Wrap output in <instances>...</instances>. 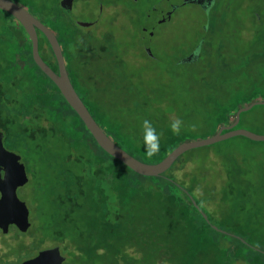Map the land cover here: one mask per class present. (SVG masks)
<instances>
[{"label":"trees","instance_id":"obj_1","mask_svg":"<svg viewBox=\"0 0 264 264\" xmlns=\"http://www.w3.org/2000/svg\"><path fill=\"white\" fill-rule=\"evenodd\" d=\"M59 1L35 0L30 7L20 6L56 37L72 87L107 137L143 163L160 162L180 143L188 140L189 134L181 132L175 135L168 125L154 126L162 133L160 147L152 156L147 155L142 126L118 121L107 106L104 93L94 85L99 77L102 79L105 70L110 69L107 65L114 63L118 53L115 45L104 44L88 32L76 31V24L60 8ZM36 32L41 59L56 72V62L47 40L38 30ZM92 57L98 58L96 63L92 60V64H88L87 60ZM103 57L109 58L108 64L104 65L105 69H99L101 63H98ZM137 92L140 91L134 90L135 94ZM149 93L157 98L156 105L153 108L150 102L145 103L150 104L158 117L161 113H165V118L172 115L173 110H162L169 105V99L161 100V93L156 88L149 89ZM134 98L141 102L140 97ZM223 99L224 96L219 103L215 102L214 108H220ZM234 99L238 101L240 97ZM241 100L222 105V120L209 124L212 135L222 124H232L238 108L254 101H264L259 95L241 96ZM170 104L174 105L176 101L171 100ZM141 105L135 104L130 117L140 116L135 108L140 109ZM257 109L263 113L254 119L263 121L264 106L258 105L242 113L235 128L257 134L260 125L245 123L246 117ZM34 119L45 121L49 129L38 132ZM0 128L7 146L25 153L27 157H38L37 161L44 164L49 207L54 212L51 230L46 234H50L51 243L60 244L67 264H264V252L248 246L247 234L240 236L242 240H239L211 228L203 198L201 194L194 193L197 183L193 182L191 186L180 184L172 170L157 177L137 175L101 150L55 85L34 64L31 43L22 27L2 11ZM238 138L250 141L235 137L211 147ZM37 139L49 140L53 144L46 148L50 157L45 156L44 144L31 147V141ZM53 148L54 154L51 153ZM195 160L192 157L181 163L194 165ZM219 165L213 163L214 167ZM222 171L231 183L244 179L239 164L232 158L226 159ZM235 200L234 214L242 204L240 198ZM252 219L250 215L245 220L250 230Z\"/></svg>","mask_w":264,"mask_h":264},{"label":"rangeland","instance_id":"obj_2","mask_svg":"<svg viewBox=\"0 0 264 264\" xmlns=\"http://www.w3.org/2000/svg\"><path fill=\"white\" fill-rule=\"evenodd\" d=\"M15 1L30 7L35 0ZM98 3H102L101 14ZM168 10V15L161 14ZM147 13L152 16L149 21L145 19ZM68 16L73 22L96 20L89 28L76 25L75 29L96 35L104 44L115 45L118 53L114 63L108 64L107 57L100 58L99 69H105L107 64L110 69L103 71L102 79L99 77L94 85L104 93L107 106L122 124L142 126V121L148 119L153 126L160 127L180 118L181 132L189 134L186 141L199 140L212 136L209 124L222 120V105L241 102V96L259 95L264 99V0H216L210 16L202 12L195 0H74ZM200 44L195 62L176 64ZM97 59L86 60L92 64ZM151 88L158 89L161 100L169 99V105L162 110H173L172 115L165 118V113H161L158 117L150 104L145 103L150 102L153 108L156 105L157 98L149 93ZM134 90L140 92L135 94ZM223 96L221 107L214 108V103H219ZM134 97H140L141 102ZM234 97L240 99L237 101ZM171 100L176 104H170ZM139 103L142 105L135 111L140 116L130 117ZM260 113H263L261 109L255 110L246 117L245 123L256 122L261 127L257 134L264 135V120L254 119ZM33 123L38 132L49 129L45 121L34 119ZM31 142L32 148L44 144L45 156L50 157L46 148L53 144L49 140ZM4 146L20 156L24 166L28 182L17 189L16 196L29 210L31 227L23 235L15 229L6 235L0 233V264H17L52 246L59 247L65 256L60 244L51 243L50 234H46L51 230L54 212L49 207L43 162L37 161L38 157H27L6 143ZM51 153L54 154V148ZM192 157L196 158V164L181 163ZM227 157L237 161L244 174V179L237 183H231L222 171L226 159H231ZM213 163L220 165L217 168ZM170 170L180 184L197 183L194 193L201 194L212 226L239 240L247 234L248 246L264 252V142L238 138L217 147L193 149L166 172ZM237 198L242 204L234 214ZM250 215L253 216L251 230L245 225Z\"/></svg>","mask_w":264,"mask_h":264},{"label":"water","instance_id":"obj_3","mask_svg":"<svg viewBox=\"0 0 264 264\" xmlns=\"http://www.w3.org/2000/svg\"><path fill=\"white\" fill-rule=\"evenodd\" d=\"M73 1L74 0H60L59 6L64 12L70 14ZM195 1L201 6L203 13L209 15L210 8L214 1ZM0 11L13 17L22 27L31 43V57L34 64L55 85L65 102L74 111L89 132L96 145L107 155L116 159L137 175L143 177L161 176L187 151L201 147H208L235 137H243L252 142H264V135L255 134L241 128H235L242 113L251 110L254 106H264V101H255L245 107L238 108L235 112L232 124L221 126L214 135L204 139L184 141L158 163H143L118 147L107 137L94 121L71 85L66 73L62 52L54 34L39 20L33 17L26 9L11 0H0ZM96 22L97 21L94 20L91 22L75 21L74 23L81 28H89ZM37 30L47 40L56 62L57 72H54L48 65H46L38 53ZM201 45L202 44H200V47L198 46L192 54L188 55L181 61L176 62V64L195 62L199 57ZM146 52L150 55L148 49ZM2 139L3 134L0 132V177L2 172L4 177L3 180H0V230L2 233H6L8 227L14 225L20 232H25L29 227L28 210L24 202L17 198L16 189L26 184L27 177L20 156L6 150ZM199 212L207 221L206 216L200 210ZM210 226L212 229L219 231L216 227L212 225ZM63 259L64 258L59 254L58 247L54 246L40 251L36 257L27 260L22 264H53L54 261H57L60 264Z\"/></svg>","mask_w":264,"mask_h":264},{"label":"clouds","instance_id":"obj_4","mask_svg":"<svg viewBox=\"0 0 264 264\" xmlns=\"http://www.w3.org/2000/svg\"><path fill=\"white\" fill-rule=\"evenodd\" d=\"M168 127L173 134L179 135L182 131L183 122L180 118H176L170 122ZM142 128L144 149L148 156H152L159 151L160 136L162 133L158 132L156 127L153 126V123L148 119L142 121ZM3 179L4 177H0V180Z\"/></svg>","mask_w":264,"mask_h":264},{"label":"flooded vegetation","instance_id":"obj_5","mask_svg":"<svg viewBox=\"0 0 264 264\" xmlns=\"http://www.w3.org/2000/svg\"><path fill=\"white\" fill-rule=\"evenodd\" d=\"M179 1H183V0H179ZM214 2H213V5H212V7L210 8V11H209V16H210V12L212 11V9L214 8V6L216 5V0H213ZM136 2V1H135ZM97 7L99 8L98 10H99V14H101V11H103V7H102V3H98V5H97ZM153 11V10H152ZM154 12V11H153ZM170 12V10H168V11H165V12H161V14H163L164 16L167 14L168 15V13ZM203 12V11H202ZM151 14L150 13H147L146 15H145V19H147L148 21L151 19ZM160 17V16H159ZM146 20V21H147ZM53 70V69H52ZM54 71V70H53ZM55 72V71H54ZM57 72V71H56ZM1 129V128H0ZM0 132H2L1 130H0ZM2 134H3V132H2ZM3 145H4V134H3ZM4 148H5V146H4ZM6 149V148H5ZM6 150H8V149H6ZM9 151V150H8ZM11 152V151H10ZM25 174H26V172H25ZM1 177H3V172L1 173ZM27 177V176H26ZM27 182H28V178H27ZM27 182H26V184H27ZM25 184V185H26ZM25 185H23V186H25ZM22 186V187H23ZM19 188H21V187H19ZM18 189V188H17ZM17 189H16V191H17ZM26 206V205H25ZM27 208V207H26ZM28 210V209H27ZM28 223H29V227H28V229L25 231V232H20L14 225H10L9 227H8V229H7V232L6 233H2L1 232V230H0V233L2 234V235H6V234H8V232H9V230L10 229H15L16 231H18L19 233H21V235H23V234H26L29 230H30V227H31V219L29 218V210H28ZM52 247H54V246H52ZM52 247H49V248H52ZM45 249H47V248H45ZM45 249H42V250H45ZM58 249H59V247H58ZM42 250H39V251H37L35 254L33 253V255H30V256H28V257H25L24 259H22L19 263H17V264H22L23 262H25V261H27V260H30V259H32V258H34V257H36L37 256V254L40 252V251H42ZM59 254H60V256H62L64 259H63V261L60 263V264H67V261H66V257L65 256H63L62 254H61V252H60V249H59ZM53 264H59L57 261H54L53 262Z\"/></svg>","mask_w":264,"mask_h":264}]
</instances>
